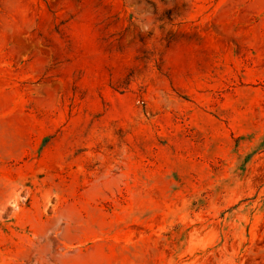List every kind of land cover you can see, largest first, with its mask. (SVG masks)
I'll list each match as a JSON object with an SVG mask.
<instances>
[{
  "label": "rangeland",
  "instance_id": "obj_1",
  "mask_svg": "<svg viewBox=\"0 0 264 264\" xmlns=\"http://www.w3.org/2000/svg\"><path fill=\"white\" fill-rule=\"evenodd\" d=\"M0 264H264V0H0Z\"/></svg>",
  "mask_w": 264,
  "mask_h": 264
}]
</instances>
